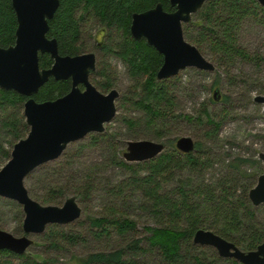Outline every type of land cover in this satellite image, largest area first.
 Masks as SVG:
<instances>
[{
    "label": "rangeland",
    "instance_id": "1",
    "mask_svg": "<svg viewBox=\"0 0 264 264\" xmlns=\"http://www.w3.org/2000/svg\"><path fill=\"white\" fill-rule=\"evenodd\" d=\"M197 14H192L189 22L193 29L196 27L195 22L200 19ZM76 15L79 17V12ZM79 24L84 46L82 51H93L100 59L102 52L94 48V38H100V24L92 17L81 19ZM238 42L248 53L256 54L254 60L246 61L238 57L229 65H221L205 50L203 55L214 64V70L187 67L177 75L163 80L173 104L165 121L160 118L151 126L145 122L144 111L130 103L131 99L140 95L141 89L130 76L126 64L112 54L102 56L109 65L106 73L113 82V88L119 92L115 116L104 124L101 133H89L82 139L68 143L59 157L38 165L24 180L30 197L42 205L63 203L64 198L54 203L44 201V198L52 196L54 189L78 192L76 199L81 207V214L72 222L48 224L42 233L28 235L33 242L23 254L44 260L47 264H75L78 259H84L91 253L111 251L124 246L127 238L120 237L111 227L108 228V235L95 234L101 227L93 225L91 221L101 217H126L133 220L135 231L132 235L141 239L142 246L145 245V237L150 233L147 227L158 226L159 220L146 210V200L140 185L134 182L132 170L117 164V161L123 160L122 154L128 140L171 139L174 146L176 138L190 136L194 142L201 143V150L212 161V165L203 170L201 178L214 181L236 176L237 193L253 187L258 175L264 170V164L258 158V153L264 152L263 104L254 100L257 95L264 96V61L258 58L264 57V20L261 13L242 19ZM100 65L101 62L98 61L97 67ZM216 89L223 99L213 100ZM203 109L214 119L222 118L217 131L209 137L206 132L210 130V126L205 122V115L201 117L202 122L197 119ZM8 111L12 112L7 109L6 113ZM21 111L23 115V107ZM4 114L5 111L0 109V145L10 152L18 139L3 128L1 122ZM127 118L135 121L133 126L124 122ZM27 132L28 128L20 138L25 137ZM158 134L162 136L158 137ZM171 147L166 143L164 149ZM6 161L5 157L0 156V168ZM172 172L162 181L160 190L177 195L178 185L189 176L185 169ZM147 173L146 168H141L138 176ZM196 176L198 174L195 173L193 178ZM86 183L90 186L88 192ZM85 192L86 196H80ZM252 207L258 220L263 221L264 204ZM23 217L19 203L0 196V229L15 236L24 235ZM195 245L197 248L193 252L201 259L211 264H229L216 260L219 255L213 247ZM136 260L139 264H162L156 252L138 255Z\"/></svg>",
    "mask_w": 264,
    "mask_h": 264
},
{
    "label": "trees",
    "instance_id": "2",
    "mask_svg": "<svg viewBox=\"0 0 264 264\" xmlns=\"http://www.w3.org/2000/svg\"><path fill=\"white\" fill-rule=\"evenodd\" d=\"M160 2L166 11H172L169 0H59V6L52 19L48 21L47 35L57 41L60 54L74 55L82 53L84 46L81 41V27L79 21L85 17L97 19L100 24L101 47L98 49L102 56L112 54L121 59L127 66L130 76L137 81L141 93L130 103L141 109L145 114L148 126L157 123L171 110L172 98L168 95L164 81H157L155 75L162 64V55L144 39L135 40L129 33L131 14L141 12ZM79 12L78 17L76 13ZM200 19L195 22V29L190 21L183 25L184 37L190 40L199 51L204 54L208 50L214 60L221 65H229L234 59L241 58L249 61L254 56L242 48L238 42V30L241 21L247 16H256L261 13L264 20V7L257 0H210L197 12ZM16 29L15 14L10 0H0V46L6 47L14 43ZM115 35L117 38H115ZM119 38V39H118ZM100 57V67L92 72L99 90L113 88V82L106 73L109 65ZM264 61L263 56H258ZM256 59V58H255ZM52 59L48 54L39 55L40 68H48ZM99 65V64H98ZM215 83V82H214ZM69 89L66 81H55L52 77L40 87L34 95L36 101L55 99L62 96ZM223 99V96L221 97ZM26 97L12 90L0 88V109L5 111L2 126L11 136L19 139L28 128L23 115L22 107ZM214 100V99H213ZM11 109L12 112H7ZM197 119L210 126L206 135L211 136L219 127L222 118L214 119L203 109ZM127 125L133 126L135 121L124 119ZM158 134V137H161ZM163 141L171 145L164 149L154 159L128 164L120 159L117 164L131 169L134 182L140 185L142 195L146 200V210L159 220L158 226L147 227L150 233L145 237L142 246L140 238L132 235L135 223L126 217L95 218L93 225L101 227L96 235H108L111 227L122 238H127L124 246L111 251H98L89 254L84 259H78L75 264H139L138 255L156 252L162 264H211L201 259L193 252L197 246L192 242L193 234L198 229H208L222 238L233 242L242 250H253L264 241V220L260 221L250 204L247 192L243 189L237 193L235 178L226 177L220 180L201 178L205 168L212 165L207 153L201 149L199 141L194 142V150L189 153L179 152L173 140ZM0 156L9 159L10 152L0 145ZM141 168L148 173L138 176ZM187 170L188 176L178 185L177 195L161 192L160 186L172 171ZM198 176L194 177V174ZM235 183V184H234ZM87 192L90 186L86 183ZM87 192L81 193L84 197ZM78 192L57 188L52 190V196L44 198L47 203L59 201L66 194L76 197ZM229 264H240L233 258H221ZM19 259V262H14ZM0 264H47L44 260H37L25 254H14L7 250H0Z\"/></svg>",
    "mask_w": 264,
    "mask_h": 264
},
{
    "label": "water",
    "instance_id": "3",
    "mask_svg": "<svg viewBox=\"0 0 264 264\" xmlns=\"http://www.w3.org/2000/svg\"><path fill=\"white\" fill-rule=\"evenodd\" d=\"M210 0H169L173 11L164 10L160 2L141 12L131 14L129 33L135 40L144 39L162 55L156 72L157 81L166 80L180 70L193 67L212 71L214 64L199 49L185 39L183 24L191 20L205 2ZM16 19L14 43L0 46V88L12 90L26 97L23 103L24 121L28 127L25 137L12 146L9 159L0 168V196L22 206L24 235L15 236L0 229V250L23 254L32 244L30 234H40L48 224H66L76 220L81 207L74 195L67 196L61 205H42L28 194L25 177L38 165L59 157L68 143L82 139L89 133H101L104 124L116 114L119 92L112 88L99 91L88 80L95 69V54L84 52L60 55L55 38L47 37L48 21L53 18L59 0H10ZM264 7V0H257ZM48 54L53 60L48 68H40L39 55ZM71 79L70 90L55 99L36 101L34 95L49 78ZM82 83L84 89L78 85ZM213 99L218 101L216 89ZM263 104L264 96L254 97ZM175 148L182 153L194 150L190 136L175 139ZM165 148L163 141L128 140L123 160L128 163L154 159ZM264 164V152L258 153ZM253 206L264 204V170L247 192ZM192 242L213 247L223 258H233L241 264H264V241L253 250H242L208 229L194 232Z\"/></svg>",
    "mask_w": 264,
    "mask_h": 264
},
{
    "label": "flooded vegetation",
    "instance_id": "4",
    "mask_svg": "<svg viewBox=\"0 0 264 264\" xmlns=\"http://www.w3.org/2000/svg\"><path fill=\"white\" fill-rule=\"evenodd\" d=\"M205 3H207V2H205ZM204 3V4H205ZM203 4V5H204ZM172 7V6H171ZM203 7V6H202ZM201 7V8H202ZM174 8V7H173ZM200 8V9H201ZM174 10V9H173ZM172 10V11H173ZM184 25V24H183ZM47 37H49L48 35H47ZM49 38H51V37H49ZM94 48H96L97 50L101 47V39L100 38H98V37H96V38H94ZM58 45V44H57ZM89 52H93V51H89ZM82 53H84V52H82ZM94 54H95V69L94 70H92V71H90V73H89V76H88V80H89V82L91 83V84H93L97 89H98V87L96 86V81L92 78V72L93 71H95L96 70V67H97V62L99 61V58L97 57V55H96V53L95 52H93ZM60 54V53H59ZM60 55H64V54H60ZM52 62H53V60H52ZM55 80V79H54ZM67 80V82L69 83V89H68V91L70 90V88H71V79L70 78H67V79H59V80H55V81H66ZM78 87L81 89V90H83L84 89V85L82 84V83H79V85H78ZM112 89V88H111ZM111 89H108V90H106V91H101V90H99V91H101V92H103V93H106V92H108L109 90H111ZM67 91V92H68ZM66 92V93H67ZM65 94V93H64ZM63 94V95H64ZM220 98H221V96H220Z\"/></svg>",
    "mask_w": 264,
    "mask_h": 264
}]
</instances>
